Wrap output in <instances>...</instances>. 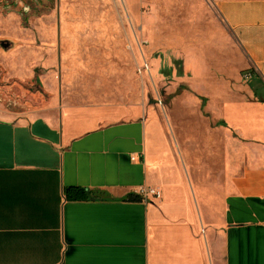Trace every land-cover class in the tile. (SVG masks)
I'll list each match as a JSON object with an SVG mask.
<instances>
[{
    "label": "crops",
    "instance_id": "0c3cea01",
    "mask_svg": "<svg viewBox=\"0 0 264 264\" xmlns=\"http://www.w3.org/2000/svg\"><path fill=\"white\" fill-rule=\"evenodd\" d=\"M215 6L249 86L244 99L224 90L220 124L208 120L190 152L149 104L53 98L24 110L0 101V264H264V0ZM48 30L58 36L46 40L40 64L49 56L59 70L43 75H110L90 67L102 58L90 50L99 41L60 39L93 25ZM31 61L4 80H29ZM68 188L89 199L68 200ZM133 194L143 200L126 201Z\"/></svg>",
    "mask_w": 264,
    "mask_h": 264
},
{
    "label": "rangeland",
    "instance_id": "374dc122",
    "mask_svg": "<svg viewBox=\"0 0 264 264\" xmlns=\"http://www.w3.org/2000/svg\"><path fill=\"white\" fill-rule=\"evenodd\" d=\"M72 24L95 30L64 31L60 39L99 41L90 50L102 58L90 67L110 75H43L59 70L49 56L47 68L40 64L46 40L58 36L49 27ZM0 41V52L7 46L8 54L0 55L4 105L34 110L53 98L77 106L149 104L174 125L181 151L186 145L190 152V138L208 136V120L220 124L224 90L237 89L244 99L249 86L246 60L215 0H0ZM23 59L32 60L30 79L5 81L25 72Z\"/></svg>",
    "mask_w": 264,
    "mask_h": 264
},
{
    "label": "trees",
    "instance_id": "16d2710c",
    "mask_svg": "<svg viewBox=\"0 0 264 264\" xmlns=\"http://www.w3.org/2000/svg\"><path fill=\"white\" fill-rule=\"evenodd\" d=\"M221 125H225L224 123H221ZM66 197L70 201H77V200H88V193L82 189L78 188H68L66 190ZM143 199L139 195H130L127 197L126 201L129 202H141Z\"/></svg>",
    "mask_w": 264,
    "mask_h": 264
},
{
    "label": "built area",
    "instance_id": "2783aa9c",
    "mask_svg": "<svg viewBox=\"0 0 264 264\" xmlns=\"http://www.w3.org/2000/svg\"><path fill=\"white\" fill-rule=\"evenodd\" d=\"M139 195L143 196L144 198L154 197L159 199L161 197V192L156 189H141Z\"/></svg>",
    "mask_w": 264,
    "mask_h": 264
},
{
    "label": "water",
    "instance_id": "95a60500",
    "mask_svg": "<svg viewBox=\"0 0 264 264\" xmlns=\"http://www.w3.org/2000/svg\"><path fill=\"white\" fill-rule=\"evenodd\" d=\"M4 45V44H3ZM5 46V45H4Z\"/></svg>",
    "mask_w": 264,
    "mask_h": 264
}]
</instances>
